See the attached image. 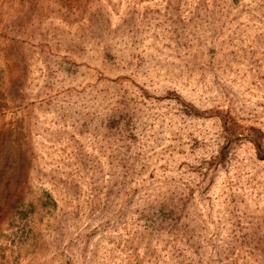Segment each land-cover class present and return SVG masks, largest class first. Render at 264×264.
<instances>
[{
  "label": "rangeland",
  "instance_id": "374dc122",
  "mask_svg": "<svg viewBox=\"0 0 264 264\" xmlns=\"http://www.w3.org/2000/svg\"><path fill=\"white\" fill-rule=\"evenodd\" d=\"M217 113L264 149V0H0V264H264ZM145 195L189 198L155 232Z\"/></svg>",
  "mask_w": 264,
  "mask_h": 264
},
{
  "label": "trees",
  "instance_id": "16d2710c",
  "mask_svg": "<svg viewBox=\"0 0 264 264\" xmlns=\"http://www.w3.org/2000/svg\"><path fill=\"white\" fill-rule=\"evenodd\" d=\"M193 111V110H192ZM194 115H201L198 112H194ZM220 119V125L222 130V141L219 145L218 151L216 155L211 158L207 163L211 166V170L215 169L218 165H223L227 160V156L229 151L234 148L241 140L249 142L254 150V155L257 160L264 161V149L261 145V142L257 140V138L250 136V134H239L231 124H227L226 118L224 116L216 114ZM127 195L132 194L137 191V188L134 187L133 190L128 188ZM169 195V194H168ZM156 196L150 197V195H145L148 198V202H146L143 206L142 214L140 218L142 220V225L144 229H149L150 231L157 232L160 229L161 225H171L172 223L177 222L179 220L181 212V207L188 200L182 198H174L170 196ZM175 199H179L175 201ZM177 203H179L180 207H178ZM45 203L41 202V206ZM158 221V223H155ZM155 224L157 226H155ZM151 228V229H150Z\"/></svg>",
  "mask_w": 264,
  "mask_h": 264
}]
</instances>
